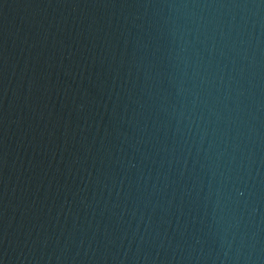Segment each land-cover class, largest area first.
Listing matches in <instances>:
<instances>
[{"label":"water","instance_id":"obj_1","mask_svg":"<svg viewBox=\"0 0 264 264\" xmlns=\"http://www.w3.org/2000/svg\"><path fill=\"white\" fill-rule=\"evenodd\" d=\"M0 264H264V0H0Z\"/></svg>","mask_w":264,"mask_h":264}]
</instances>
